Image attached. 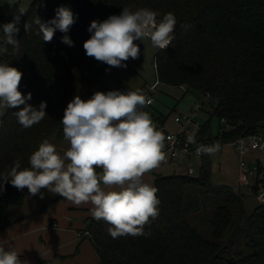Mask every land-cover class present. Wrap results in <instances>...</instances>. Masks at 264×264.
Listing matches in <instances>:
<instances>
[{"label": "trees", "instance_id": "16d2710c", "mask_svg": "<svg viewBox=\"0 0 264 264\" xmlns=\"http://www.w3.org/2000/svg\"><path fill=\"white\" fill-rule=\"evenodd\" d=\"M59 7L69 8L75 23L68 33L56 30L52 41L44 42L33 21L53 19ZM124 7L154 10L157 19L168 12L176 16V38L154 57L156 81L196 92L200 108H208L209 118L196 130L194 143H227L264 131V0H33L20 17L19 48L7 45L0 60L23 73L19 90L31 93L27 103L34 107L46 102L47 116L23 129L14 115L19 108H7L0 118V173L6 174L17 159L28 167L30 154L44 139H64L60 121L75 95L87 100L106 89L101 79L109 66L88 57L83 43L93 20L119 15ZM17 9L16 4L14 13ZM12 19L0 17V25ZM64 35L74 46L62 43ZM212 117L220 123L215 135ZM152 120L163 125L165 118ZM210 171L205 163L196 175H157L152 184L161 201L159 215L150 218L144 235L113 239L107 223L89 217L83 230L89 235L80 238L89 237L98 264H264V202L248 214L243 195L212 184ZM256 175L264 182V164H257ZM0 184L3 230L12 223L10 208L23 205L28 190H17L2 177ZM252 188L257 191L256 184Z\"/></svg>", "mask_w": 264, "mask_h": 264}, {"label": "clouds", "instance_id": "9594fccd", "mask_svg": "<svg viewBox=\"0 0 264 264\" xmlns=\"http://www.w3.org/2000/svg\"><path fill=\"white\" fill-rule=\"evenodd\" d=\"M13 3L15 0H9V6ZM27 11L19 7L11 22L0 25V54L7 53V45L19 48L18 24ZM159 15L148 8L124 7L119 15L93 20L88 27L91 36L83 43L85 54L110 67L126 68L124 62L140 56L136 41L147 39L154 48L165 50L176 38L177 18L172 12L157 19ZM33 23L38 27L36 35L51 42L56 30L68 33L75 18L69 8L59 7L53 19L44 22L36 17ZM30 29L26 23L25 31ZM62 43L74 46L68 35L62 36ZM22 76L17 68L0 63V108H19L14 115L28 129L47 116V103L42 101L38 108L27 103L32 95L19 90ZM151 103L139 88L96 91L87 100L75 95L60 121L69 146L61 152L44 139L30 154L28 167L22 168L17 159L0 177L17 190L27 188L32 196L47 189L75 206L91 205V216L109 225L107 231L113 239L144 235L150 218L158 217L161 203L157 187L144 178L165 160L166 138L144 110ZM218 148L200 145L197 152L212 154ZM3 190L0 184V192ZM7 243L0 239V264H29L15 248L6 247Z\"/></svg>", "mask_w": 264, "mask_h": 264}, {"label": "rangeland", "instance_id": "374dc122", "mask_svg": "<svg viewBox=\"0 0 264 264\" xmlns=\"http://www.w3.org/2000/svg\"><path fill=\"white\" fill-rule=\"evenodd\" d=\"M32 1L15 0V3L9 6V0H0L1 20L6 22L13 18L16 4L18 8L28 9ZM136 43L140 47L139 58L135 60L129 58L124 62L127 64L126 68L109 66L102 75L101 82L106 89L101 92L139 88L145 94L147 89L155 83L154 57L159 49L154 48L147 39L136 41ZM1 56L2 54H0V59ZM0 63L5 62L0 60ZM151 95L153 103L146 108V111L152 116L151 118L164 117L163 128L168 132L177 133L185 129L188 131L189 138L193 139L198 127L209 118L208 108L199 107L196 92L186 91L184 86L157 83ZM6 110L7 108H0V118ZM186 114L191 115L192 122L182 127L181 123L175 121V117ZM154 122L157 127L161 125L156 120ZM219 124L217 117L211 118L210 130L213 135L217 134ZM66 145L61 152L69 146L68 143ZM255 153L260 154V152H250L244 157L248 167L253 170L257 167ZM209 160L207 164L211 170V183L233 190L232 186L238 181L240 173L238 150L233 145L224 144L222 149L209 154ZM263 160L264 157H261L262 162ZM190 163L194 167L193 175H196L199 170V161L195 158L191 162L174 160L163 174H186ZM152 172L156 174V171ZM254 180L255 177L252 176L251 184ZM238 193L243 195L244 207L249 214L259 200L251 191L250 186L242 185ZM90 208L91 205L75 206L61 196L50 193L47 189H42L41 194L36 196L28 192L23 205L10 208L9 218L12 224L9 228L0 231V235L13 231L14 236L9 240L4 236L6 238L4 240L8 241V247H13L23 254L29 264H38L40 261H48V264H98V254L89 237L82 241L77 239L78 230L86 228L87 219L92 217ZM51 217L56 221H52Z\"/></svg>", "mask_w": 264, "mask_h": 264}, {"label": "built area", "instance_id": "2783aa9c", "mask_svg": "<svg viewBox=\"0 0 264 264\" xmlns=\"http://www.w3.org/2000/svg\"><path fill=\"white\" fill-rule=\"evenodd\" d=\"M157 81L150 86L147 91L145 92V95L147 98L152 100L153 103V97L152 93L155 91ZM151 103V104H152ZM150 104V105H151ZM148 105V106H150ZM147 106V107H148ZM146 107V108H147ZM200 107V106H199ZM146 108L144 109L146 111ZM175 121L177 123H181L182 127L188 126L192 120L191 115L186 114L184 116H176ZM222 122L225 123V120ZM159 130H165L163 128V125H160ZM220 134H222V129L220 130ZM165 160L161 162L162 163H171L174 160L177 161H184L191 158L200 159L203 156L207 155L205 153H198L197 148L200 145L204 146H210V145H219V149H222V146L224 144H230L233 145L240 155V162H239V178L238 181L232 186V189L236 192L240 190V187L242 185H250L251 184V177L254 176L255 180L251 184L257 185V191L254 192L257 199L260 202H264V182L262 180V175L257 177L256 170L250 169L247 165V162L245 161L244 157L246 154L253 152V151H264V131H258L255 134L252 135H246V136H240L235 140H232L227 143H223L222 141L218 140L217 142H209V143H194V139H189L188 131L185 129H181L177 133L168 132L165 130ZM160 164V165H161ZM188 174H193L192 168H188L187 170ZM79 237L82 235H89L87 231H82L78 233Z\"/></svg>", "mask_w": 264, "mask_h": 264}, {"label": "crops", "instance_id": "0c3cea01", "mask_svg": "<svg viewBox=\"0 0 264 264\" xmlns=\"http://www.w3.org/2000/svg\"><path fill=\"white\" fill-rule=\"evenodd\" d=\"M50 142L51 143H53V144H55L56 146H57V149L59 150V151H61L65 146H67L66 144L68 143V141H66L65 139H63V140H57V139H55V138H52L51 140H50ZM253 152H260V154H256L255 153V158H256V163L258 164V163H261V164H264V160H263V162L261 161V157L263 158L264 157V155H262V152L263 151H253ZM206 157H202V158H200V159H196V160H198L199 161V167L203 164V162H205V163H208V162H210V160H209V154H207V155H205ZM193 160V158H191V159H187V160H184L185 162H191ZM203 161V162H202ZM168 166H170V163H163V164H161L156 170H154V171H156V174L155 173H153V172H151V173H148V174H146V176H145V181L146 182H149V183H153V180L156 178V176L157 175H166V174H163L164 173V171H166L167 170V167ZM188 168H192V170H193V173H194V167L191 165V163L187 166V170H188ZM199 169V168H198ZM186 173H187V171H186ZM248 186H250V188H251V191L253 192V188H252V185L250 184V185H248ZM253 194H254V192H253ZM255 195V194H254ZM13 210V209H12ZM51 220L52 221H56L54 218H52L51 217ZM12 224V223H11ZM11 226V225H10ZM9 226V227H10ZM9 227H7V228H9ZM7 228H5V229H7ZM23 228V227H22ZM21 228V229H22ZM5 229H3V230H5ZM3 230H0V231H3ZM83 230H85V228L83 229ZM83 230H78V232H82ZM13 234H15V233H13V231H10L8 234H1L0 235V239H6V238H4V236L5 237H7V240H9V239H11L14 235ZM2 236V237H1ZM87 236H83L82 238H80V237H78L77 239L79 240V241H82L84 238H86ZM8 242V241H7ZM8 244V243H7ZM6 247H8L7 245H6ZM18 253H20V252H18ZM20 255H23V254H21L20 253Z\"/></svg>", "mask_w": 264, "mask_h": 264}]
</instances>
